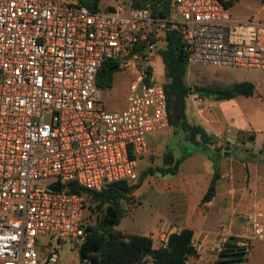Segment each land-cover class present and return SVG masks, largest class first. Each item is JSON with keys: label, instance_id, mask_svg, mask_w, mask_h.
<instances>
[{"label": "built area", "instance_id": "obj_1", "mask_svg": "<svg viewBox=\"0 0 264 264\" xmlns=\"http://www.w3.org/2000/svg\"><path fill=\"white\" fill-rule=\"evenodd\" d=\"M170 2L169 14L155 16L125 1L92 10L0 0V264H39L40 238L84 242L74 187L100 193L139 179L148 136L170 125L165 83L150 67L167 33L180 36L188 65L255 69L264 79V11L238 22L221 0ZM107 62L136 72L121 111L101 105ZM253 225L252 238L264 239Z\"/></svg>", "mask_w": 264, "mask_h": 264}, {"label": "rangeland", "instance_id": "obj_2", "mask_svg": "<svg viewBox=\"0 0 264 264\" xmlns=\"http://www.w3.org/2000/svg\"><path fill=\"white\" fill-rule=\"evenodd\" d=\"M64 1L74 2L75 0ZM121 1L123 0H105L101 5L103 8L113 7ZM262 1L239 0L234 6L229 8L232 18L241 22L253 16L258 17L259 14L257 12L264 11ZM165 45V43H161L160 47L164 48ZM150 67H152L157 81L165 83V66L160 53L154 55ZM135 77V71L118 68L114 73L112 86L102 92V107L111 112L123 110L126 106L130 85ZM186 81L194 90L186 99L189 113L193 105L194 95L204 101L201 105H206L214 98L204 91L206 88L225 89L239 82L254 84L256 88L254 95L237 97L245 118H247L246 122L255 130L253 144H249L251 139L250 135H247L239 137L241 141H247L244 146L240 145L239 147L237 143L232 146L230 142H224L222 147H218L219 143L216 142L214 147L209 148L210 146H207L205 148H209L213 152L225 149L227 151L225 156L227 155V157L229 156V151L233 150L235 154L242 155L264 165V79L261 77V72L249 68L194 64L188 65ZM182 137V131L170 125L148 136L150 149L147 156L139 161V179L135 182H129L130 185H139L134 191L135 193H133L136 195L137 200L134 202L132 194L131 199L123 202L126 213L116 227L122 234L141 235L148 233L149 227L155 222L156 213L153 207L161 206L163 198L172 194L180 184L187 182L185 179L195 167L197 168L195 170L200 171L203 177L206 173H209L210 162L206 158L192 157L183 164L180 175L162 177L158 169L165 167V154L171 153L173 155L174 151H180V154L193 153L197 149L195 146L185 143ZM84 197L87 204L84 211L86 223L94 225L102 218L103 213L94 209L96 203L91 196L87 195ZM132 203L133 206L130 208ZM39 242L37 248L39 264H52L47 262V256L50 252L57 256L56 264H82L79 255L80 245H77L74 240L65 239L58 242L56 239L40 238ZM249 254H251L250 264H263L259 254H264V243L254 241L252 247H250Z\"/></svg>", "mask_w": 264, "mask_h": 264}, {"label": "crops", "instance_id": "obj_3", "mask_svg": "<svg viewBox=\"0 0 264 264\" xmlns=\"http://www.w3.org/2000/svg\"><path fill=\"white\" fill-rule=\"evenodd\" d=\"M203 102L194 95L190 113L186 103L187 121L191 125L202 126L216 139L218 147H222L224 142H230L232 146L236 143L239 147L244 146L247 141H241L239 137L251 134L255 136V130L246 122L247 118L237 98H213L206 105H201ZM182 134V140L188 143L185 134ZM249 144H253V140ZM214 146L210 145L209 148ZM196 148L193 153L173 152L175 160L183 159L175 175H180L183 164L192 157L206 158L210 162L209 173L203 177L200 171L195 170L196 167L191 170L186 175L187 182L180 184L172 194L163 198L161 206L153 207L156 213L155 222L149 227L148 233L141 235L151 236L154 247L159 248L165 234L191 229L194 231L193 245L196 255L190 256L187 264H213L220 251L219 242H225L230 237L248 242L249 251L254 241L264 243V239L252 238L254 220L264 227V165L235 154L233 150L228 152L227 157L225 149L213 152L205 147ZM216 172L220 175L216 195L210 202L202 203ZM133 198L135 202V194ZM132 206L133 203L130 208ZM250 257L248 252L247 259L242 264H250ZM259 257L264 264V254H259Z\"/></svg>", "mask_w": 264, "mask_h": 264}, {"label": "trees", "instance_id": "obj_4", "mask_svg": "<svg viewBox=\"0 0 264 264\" xmlns=\"http://www.w3.org/2000/svg\"><path fill=\"white\" fill-rule=\"evenodd\" d=\"M77 5H83L92 10L103 9L104 0H75ZM132 6L144 8L150 5L155 16H165L170 12V0H129ZM226 7L231 8L239 0H221ZM163 3L160 7L158 4ZM113 9V7H106ZM165 47L159 50L165 66V89L167 92L170 126L181 130L186 141L196 147L215 145L216 139L209 135L202 126L191 125L186 117V99L193 93V88L187 83L188 62L183 50L180 36L176 32L166 35ZM115 62H107L102 67L97 78L98 86L104 90L112 86L114 73L117 71ZM255 86L250 82H239L225 89L206 88L204 91L216 100H231L238 96H252ZM254 134L250 139H254ZM183 159L173 157L171 153L164 156V168L158 171L162 176L175 175ZM220 178L216 172L210 186L202 199V203L210 202L216 195V185ZM139 185L129 182L112 184L100 193L85 191L74 187L73 192L83 196L85 209L86 198L91 196L96 203L95 210L103 216L94 225H84L85 240L79 247L82 264H187L190 256L196 255L193 245L194 231L182 229L180 232L170 233L167 247H154L151 236L129 234L124 235L116 229L126 210L123 202L132 198V194ZM242 240L235 237L228 238L218 253L213 264H242L247 259L249 244L241 245Z\"/></svg>", "mask_w": 264, "mask_h": 264}, {"label": "water", "instance_id": "obj_5", "mask_svg": "<svg viewBox=\"0 0 264 264\" xmlns=\"http://www.w3.org/2000/svg\"><path fill=\"white\" fill-rule=\"evenodd\" d=\"M57 190H60V187L59 186H57V188H56Z\"/></svg>", "mask_w": 264, "mask_h": 264}]
</instances>
